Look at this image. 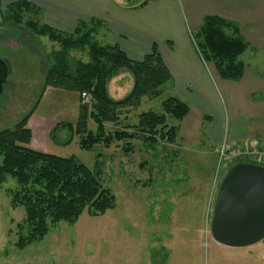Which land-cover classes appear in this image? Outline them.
<instances>
[{
	"label": "rangeland",
	"instance_id": "374dc122",
	"mask_svg": "<svg viewBox=\"0 0 264 264\" xmlns=\"http://www.w3.org/2000/svg\"><path fill=\"white\" fill-rule=\"evenodd\" d=\"M5 15L7 18L0 22V59L9 71L0 94V130L12 128L33 110L27 119L31 130L28 146L60 157L74 155L89 168L100 154L98 179L115 202L102 214L93 215L85 209L71 224L49 225L42 238L20 246L19 238L28 231L26 226L22 230L18 227L23 224L25 211L20 205H12L11 192L16 183L7 178L0 185V264H205L210 245L215 242L210 222L220 181L229 165L241 160L220 155L222 145H235L229 140L232 114L226 109L220 114L215 106L176 94L166 84L160 97H144L139 107L123 114L118 125L106 124V130L112 132L123 124L135 123L142 112L162 113V100L175 95L192 108L182 121L167 120L169 125L179 127L174 143L159 142L150 147L135 139L131 141L132 150L126 153L122 142L82 150L77 136L70 143H59L69 137L66 128L55 133V142L49 136L55 123H74L77 118L79 93L43 87L49 55L59 45L30 33L23 23L14 25L9 13ZM34 17L42 21L40 16ZM26 19L24 14L23 22ZM93 39L106 44L96 34ZM69 54L71 66L89 60L86 50H71ZM240 59L252 71L264 73L263 51L253 48ZM205 67L213 85H217L220 81L213 66ZM124 71L128 75L119 77H125L124 81L129 78V85L123 84L118 97L133 84L131 73ZM118 88L113 83L110 90ZM88 126L94 130L92 122ZM252 160L264 166L260 160ZM251 247L257 255L256 264H264L262 240Z\"/></svg>",
	"mask_w": 264,
	"mask_h": 264
},
{
	"label": "trees",
	"instance_id": "16d2710c",
	"mask_svg": "<svg viewBox=\"0 0 264 264\" xmlns=\"http://www.w3.org/2000/svg\"><path fill=\"white\" fill-rule=\"evenodd\" d=\"M149 1H143L137 7H144ZM39 11L29 0H17L1 10V18L6 19L5 14L9 13L8 18L14 25L23 23L30 33L59 45L49 55L44 88L50 86L79 94L86 92L91 96V102L79 103L74 123H56L49 135L53 141L56 142L55 133L66 128L69 137L59 143H70L77 136L82 150H90L98 144L109 147L113 142H122L126 153L132 150L131 141L135 139L150 147L159 142H175L179 127L169 125L167 120L182 121L190 109L187 102L175 95L162 100V113L142 112L137 122L123 124L112 132L106 130V124L118 125L123 114L139 107L144 97L158 98L164 92L163 86L171 85V73L156 46L142 60L134 61L117 44L101 45L93 39L101 23L96 18L89 23L79 22L74 32L68 34L36 20L34 16L39 17ZM24 14L27 19L23 22ZM191 41L201 60L211 64L221 79H241L245 63L240 56L253 48L242 37L236 23L206 15L197 31L191 34ZM71 50H86L88 62L77 61L71 66ZM121 69L131 73L133 85L125 96L114 99L109 95L107 85ZM32 112L12 128L0 130V185L7 178L15 181L11 203L22 206L25 211L19 229L28 228L27 234L19 238L20 246L42 238L49 225L71 224L85 209L93 215L102 214L113 208L115 202L114 196L98 179L100 154H97L93 168H89L74 155L60 157L28 146L31 130L27 127V119ZM89 122L94 124V130L89 128ZM240 161L261 165L249 158H241L229 166Z\"/></svg>",
	"mask_w": 264,
	"mask_h": 264
},
{
	"label": "crops",
	"instance_id": "0c3cea01",
	"mask_svg": "<svg viewBox=\"0 0 264 264\" xmlns=\"http://www.w3.org/2000/svg\"><path fill=\"white\" fill-rule=\"evenodd\" d=\"M16 1L0 0V22L4 12L1 10ZM29 1L40 10L44 23L68 34L74 32L79 22L89 23L96 18L101 22L96 36L106 44H117L131 60H142L156 46L171 73V91L193 98L194 102L198 99L213 105L220 114L224 109L231 113L230 144L264 148V73L245 65L239 81L223 80L216 74L220 82L213 85L191 41V34L200 27L202 18L213 15L236 23L250 46L264 52V0H150L144 7L137 6L145 0H137L135 4L127 0ZM122 71L107 85L111 97H118L123 84L129 85V78L125 82V77H119L128 75ZM113 83L119 88L112 92ZM189 108L190 113L192 107ZM251 249L214 242L205 264H256L257 255Z\"/></svg>",
	"mask_w": 264,
	"mask_h": 264
},
{
	"label": "water",
	"instance_id": "95a60500",
	"mask_svg": "<svg viewBox=\"0 0 264 264\" xmlns=\"http://www.w3.org/2000/svg\"><path fill=\"white\" fill-rule=\"evenodd\" d=\"M130 3L134 0H128ZM0 59V94L8 76ZM210 233L223 246H252L264 237V167L249 162L233 164L223 176L215 197Z\"/></svg>",
	"mask_w": 264,
	"mask_h": 264
},
{
	"label": "built area",
	"instance_id": "2783aa9c",
	"mask_svg": "<svg viewBox=\"0 0 264 264\" xmlns=\"http://www.w3.org/2000/svg\"><path fill=\"white\" fill-rule=\"evenodd\" d=\"M81 103H89L91 102L90 94L86 92H82L79 94ZM220 155L226 157H234V158H249V159H258L264 164V148H260L258 146H239L232 145L230 147H226L222 145L220 149ZM262 242L264 243V237L262 238Z\"/></svg>",
	"mask_w": 264,
	"mask_h": 264
}]
</instances>
